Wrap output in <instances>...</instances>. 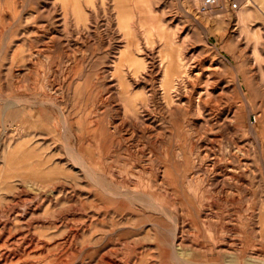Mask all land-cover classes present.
Returning a JSON list of instances; mask_svg holds the SVG:
<instances>
[{"label": "rangeland", "instance_id": "rangeland-1", "mask_svg": "<svg viewBox=\"0 0 264 264\" xmlns=\"http://www.w3.org/2000/svg\"><path fill=\"white\" fill-rule=\"evenodd\" d=\"M203 1L0 0V264H264V0Z\"/></svg>", "mask_w": 264, "mask_h": 264}, {"label": "bare ground", "instance_id": "bare-ground-1", "mask_svg": "<svg viewBox=\"0 0 264 264\" xmlns=\"http://www.w3.org/2000/svg\"><path fill=\"white\" fill-rule=\"evenodd\" d=\"M74 1H77V0H74ZM93 1V0H92ZM134 1V0H133ZM60 3V2H59ZM64 3H65V1H64ZM86 3V2H85ZM133 3V2H132ZM56 4V3H55ZM63 5V4H62ZM68 5V4H67ZM70 5V4H69ZM76 6H77V4H75ZM57 6V5H56ZM59 6V5H58ZM79 6V5H78ZM89 6V5H88ZM61 7V6H60ZM69 7V6H68ZM67 7V8H68ZM58 8V7H57ZM84 8V7H83ZM62 9V8H61ZM78 9V8H77ZM76 9V10H77ZM91 9V8H90ZM133 9V8H132ZM121 10V9H120ZM122 10H124V9H122ZM127 10V9H126ZM74 11H75V9H74ZM89 11V10H88ZM93 11V10H92ZM72 12H73V9H72ZM74 13V12H73ZM72 13V14H73ZM80 13V12H79ZM88 13V12H87ZM117 13V12H116ZM76 14V13H75ZM93 14V13H92ZM137 17V16H136ZM129 18V17H128ZM122 19V18H121ZM135 19V18H134ZM146 21V20H145ZM141 23V22H140ZM134 26V25H133ZM124 27V26H123ZM132 28V27H131ZM133 29V28H132ZM125 30V29H124ZM134 30H136V29H133V31ZM153 30V29H152ZM166 30V29H165ZM156 32V31H155ZM130 33V32H129ZM147 34V33H146ZM158 34V33H157ZM155 35V34H154ZM128 40H129V38H128ZM133 40V39H132ZM166 43V42H165ZM178 43V42H177ZM176 44V43H175ZM138 46V45H137ZM175 46H178V45H175ZM175 46H173V47H175ZM135 48V47H134ZM166 48V47H165ZM170 49V48H169ZM126 50V49H125ZM167 50V49H166ZM166 50H165V53H166ZM135 51V50H134ZM169 51V50H168ZM164 52V51H163ZM129 56V55H128ZM179 56V55H178ZM195 57V56H194ZM181 59V58H180ZM164 64V63H163ZM163 64H161V65H163ZM178 66H180V65H178ZM162 67V66H161ZM164 67V66H163ZM190 68V67H189ZM169 69V68H168ZM167 69V70H168ZM188 69V68H187ZM188 70H190V69H188ZM174 71V70H173ZM177 71V70H176ZM175 71V72H176ZM187 72V71H186ZM189 72V71H188ZM187 72V73H188ZM165 73H166V71H165ZM190 73V72H189ZM202 74V73H201ZM166 75V74H165ZM190 75H191V73H190ZM184 77V76H183ZM182 77V78H183ZM190 78V77H189ZM204 78V77H203ZM162 80V79H161ZM175 80V79H174ZM173 80V81H174ZM184 80V79H183ZM193 80V79H192ZM165 81H166V78H165ZM165 81H163V82H165ZM189 81V80H188ZM177 82V81H176ZM187 82V81H186ZM174 83V82H173ZM183 83V82H182ZM185 83V82H184ZM163 85V84H162ZM161 85V86H162ZM176 85V84H175ZM179 85V84H178ZM239 85H240V83H239ZM166 86V85H165ZM173 87H174V85H173ZM172 85H171V83L169 82L168 83V85H167V91H170L172 88ZM240 87V89H241V92L243 93V97H244V102H245V108L248 110V112H249V122L251 123V128H250V131H249V134H250V136H251V144H252V147H253V149H254V151H255V163H256V165H257V171L258 172H260L261 173V166H264V158H263V155H264V144H263V138H262V136H261V134L256 130V128L254 127V122H253V119H252V116H253V114H259V116H258V119H257V122H259V123H264V110H261V108H258L257 109V111L255 110V108L253 107V105H252V103L250 102V100L248 99V97L244 94V92H243V89L241 88V86H239ZM162 88V87H161ZM176 88V87H175ZM202 88V87H201ZM173 90V89H172ZM172 90H171V92H172ZM187 90V89H186ZM202 90V89H201ZM196 91V90H195ZM176 92V91H175ZM174 92V93H175ZM191 92V91H190ZM170 93V92H169ZM173 93V92H172ZM179 93V92H178ZM246 93V92H245ZM177 94V93H176ZM172 95V94H171ZM170 95V96H171ZM175 95V94H174ZM188 95V94H187ZM175 96H177V95H175ZM179 96V95H178ZM171 97H173V96H171ZM204 97H206V95H204V93L202 92H198V97L197 98H195L194 99V107L199 111V112H202V110H203V108L204 107H207V101H206V98H204ZM164 98H165V95H164ZM179 98V97H178ZM210 99H212V97L210 98ZM178 100V99H177ZM176 100V101H177ZM188 100H189V98H188ZM209 100V99H208ZM179 101V100H178ZM170 102V101H169ZM174 102V101H173ZM212 102H213V100H212ZM214 103V102H213ZM168 104V103H167ZM189 104H191V103H189ZM239 105H241V104H239ZM211 107V106H210ZM243 107V106H242ZM167 108V107H166ZM168 108H169V105H168ZM172 109V108H171ZM242 109V108H241ZM197 111V112H198ZM239 111H240V108H238V112H236L235 113V115H236V118H237V116L239 115ZM242 111V110H241ZM131 112L133 113V111L131 110ZM243 112V111H242ZM137 115V114H136ZM201 115H203V113H201ZM132 116H133V114H132ZM133 117H135V116H133ZM132 117V118H133ZM253 158H254V156H253ZM254 160V159H253ZM245 255V253H243L242 255L241 254H239V255H236L235 257H234V260H233V263L234 264H262V263H260L258 260H257V258L255 257V255L253 256V255H251V256H244Z\"/></svg>", "mask_w": 264, "mask_h": 264}, {"label": "built area", "instance_id": "built-area-1", "mask_svg": "<svg viewBox=\"0 0 264 264\" xmlns=\"http://www.w3.org/2000/svg\"><path fill=\"white\" fill-rule=\"evenodd\" d=\"M218 3H219V0H204L202 11L203 12L210 11V10L214 9L218 5ZM237 8H238V5L234 4L233 9H237Z\"/></svg>", "mask_w": 264, "mask_h": 264}]
</instances>
